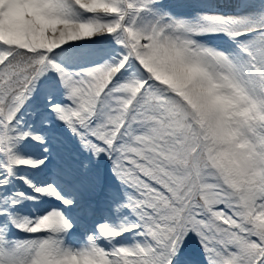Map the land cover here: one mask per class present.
<instances>
[{
    "label": "snow or ice",
    "instance_id": "obj_1",
    "mask_svg": "<svg viewBox=\"0 0 264 264\" xmlns=\"http://www.w3.org/2000/svg\"><path fill=\"white\" fill-rule=\"evenodd\" d=\"M181 6L188 15L164 0H0V264H193V238L204 264H264V0H236L235 14L206 0ZM99 37L110 44L104 63L58 61ZM49 72L66 100L49 96L50 112L83 152L111 160L125 191L108 203L135 216L98 224L79 246L64 209L20 216L36 197L7 187L18 167L46 162L17 151L29 138L47 143L17 117ZM22 179L65 208L78 203ZM125 233L138 239L119 243Z\"/></svg>",
    "mask_w": 264,
    "mask_h": 264
},
{
    "label": "rangeland",
    "instance_id": "obj_2",
    "mask_svg": "<svg viewBox=\"0 0 264 264\" xmlns=\"http://www.w3.org/2000/svg\"><path fill=\"white\" fill-rule=\"evenodd\" d=\"M180 1L181 0H164L166 4H171L170 6L174 7L178 15H188L189 10L186 7H182V9L177 8ZM224 13L230 14L228 12ZM201 39L214 47H223L226 44H231L227 38L202 37ZM73 43L76 45L75 47L69 48L67 52L57 57L58 61L63 63L69 70L79 71L81 69L94 67L104 63L108 58L106 52L110 48V44L108 40L103 37L96 38L95 42L78 41ZM49 96L53 97L54 102H66L65 89L55 72H49L46 77L42 78L41 82L36 86V91L32 99L25 105L17 117V120L22 122L20 124L21 129L38 132L46 138L47 143L41 144L29 138L19 145L17 151L25 157H31L36 160L45 159V157H47L45 163L48 164L51 160H54L57 162L58 167L53 173H55L58 179L64 181L63 184L57 181L56 186H59V188L63 190H67L66 195L64 193L62 195L67 198H76L78 201V197H81L83 194L81 203L69 208L71 215L73 214V219L77 222H75L74 229L70 233L73 235H70L68 238L73 242V245L79 246L85 241L83 234L87 236L88 233L96 230L98 224L106 222L104 215H112V217H109L111 221L107 222L117 227L124 221V217L132 221L135 220V216L130 210L116 213L114 205H109V193L115 192L120 196V199L123 200V192L125 191L120 181L116 179L112 172L111 160H109L107 156L97 159L90 153L82 151L78 138L71 133L66 125L55 119L54 113L50 112L48 107ZM44 121L48 122L45 123ZM46 147L49 149L48 152H45ZM86 160L91 163V168L89 170L83 168V163ZM35 170L36 168L30 166H22L16 169V174H35ZM97 176L101 177L103 180V187L101 189H95V178ZM48 178H50V176H47V179ZM14 179H16L15 176L11 177L10 183L7 186L11 190L9 195L14 192L22 191L28 196L36 197V199H29V210L28 208L22 209V205L18 206V214L20 216L43 215L53 208L66 210L61 201L33 193V189L30 191L28 188H24L25 186L22 182ZM19 184H21V186H19ZM69 194H72V196L68 197ZM34 206H36V208H34ZM91 211L98 212L94 214L95 218H93L92 222H90V219H92ZM78 213L81 218L74 216ZM118 217L122 218V220H117ZM82 219L90 224L85 226ZM78 225L80 227H77ZM80 229L83 231H80ZM11 234L18 238H24L27 235L26 233L16 232L15 229H12ZM126 234L119 238V243L131 244L134 239H138V237H135L134 233ZM105 246H108L107 243ZM188 247L193 264H204L203 255L194 238Z\"/></svg>",
    "mask_w": 264,
    "mask_h": 264
},
{
    "label": "bare ground",
    "instance_id": "obj_3",
    "mask_svg": "<svg viewBox=\"0 0 264 264\" xmlns=\"http://www.w3.org/2000/svg\"><path fill=\"white\" fill-rule=\"evenodd\" d=\"M184 2H185V0H181L180 3H178V7L177 8L178 9H182V6L181 5ZM206 2L215 4L217 6V9L219 11H222V12L224 11V12H228L230 14H235L232 11V6L236 2V0H206ZM57 167H58L57 162H55L54 160H51V162L49 164L48 163H45V165H42V166L36 168V170L34 171V172H36L35 174H28V173H24L22 175L15 174L16 179H14V180L19 181V182H22L23 185L25 186L24 188H26V189L28 188L30 191L32 190V188H30L28 186V184L25 182L24 179H22V177L27 178V180L31 181L33 184H35L37 186H46L47 184H50V183L56 185L54 176H53V174H51V171H56ZM51 175H52V177L48 178L50 180H47V176H51ZM10 180H11V178H10ZM11 183H12V181H11ZM19 186H21V184H19ZM33 193H36V192L34 191ZM63 193L66 194L67 193V190H64ZM36 194H38V193H36ZM69 195H71V194H69ZM71 196H68V197H71ZM82 197H83V194L81 195V197L80 196L78 197V203L77 204L81 203V198ZM87 199H85V200H87ZM85 200H83V201H85ZM28 201H30V200L29 199H24L22 201V203L20 204V205H22V209H25V208L27 209L28 208V210H29V207H28L29 202ZM85 205H87V204H85ZM34 208H36V206H34ZM92 213H91V215H92ZM109 217H112V215H110V214L104 215V219H105L106 222L107 221H111V218H109ZM118 219H121L122 220V218H120V217H118L117 220ZM101 243L104 244V245H106L107 242L106 241L105 242L103 241Z\"/></svg>",
    "mask_w": 264,
    "mask_h": 264
}]
</instances>
